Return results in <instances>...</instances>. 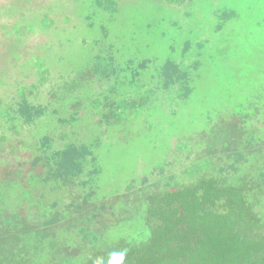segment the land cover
Here are the masks:
<instances>
[{
    "label": "rangeland",
    "instance_id": "374dc122",
    "mask_svg": "<svg viewBox=\"0 0 264 264\" xmlns=\"http://www.w3.org/2000/svg\"><path fill=\"white\" fill-rule=\"evenodd\" d=\"M112 1L113 5L111 0H0V108L18 102L20 85L26 88L34 85L26 94L29 103L45 105L55 98L59 100L49 106L58 110L59 115L39 117V130L34 126L33 131L24 129L16 135L0 120L3 124L0 131L7 130L9 141L15 135L20 139L11 149L18 152L16 146L23 145L28 153L44 132H50L54 148L70 140L91 144L80 159L87 162L86 169L76 175L87 183L75 186L69 181L59 193L46 188L47 199L62 193L63 197L56 199L57 207L66 215L69 211L63 209L65 203H81L83 196H88L86 206L90 208L115 201L121 194L126 195L131 186L150 183L147 189L154 192L167 182L195 183L205 176L219 179L232 174L230 165L237 167L241 176L254 177L264 166V0H182L169 5L166 0ZM107 3L109 8H114L113 18L109 17ZM224 5L235 14L228 23H223L221 16ZM104 27L109 29L108 38L113 47H118L115 41L120 46L127 45L132 54L156 55L145 68H139V76L133 83L129 78L121 82L130 87L124 89L128 91L125 97L129 105L123 106L120 117L124 122L114 125V130L101 119V113L107 110L109 82L103 77L97 82L95 75L90 74L92 65L97 67L98 53L105 52ZM121 54L116 53V65H124L130 56L124 50ZM16 55L17 60L13 59ZM30 59L37 61L36 65ZM103 59V65L107 66V58ZM168 60L183 64L178 70L180 80L169 87L164 84L163 88L161 77L166 76L160 67ZM44 67H48L47 75L41 76L39 69ZM66 74L68 82L63 80ZM81 76H85L84 85ZM73 77L80 78L79 85L69 91L66 86ZM88 77L94 83L86 88ZM186 81L191 88L187 93L185 89L189 87H182ZM146 89L152 92L146 93ZM132 90L139 93L132 95ZM242 91L250 93L251 103L246 110L242 107L233 113L234 105L228 102L229 97L234 94L238 98L237 93L244 95ZM144 96L147 102L139 103ZM74 97L82 104L71 108L70 104L76 103ZM99 102L102 106L92 109ZM75 108L79 117L75 135L69 140L59 138L61 132L68 133L73 128L56 118L67 117ZM213 116L217 118L213 122L225 117L228 124L224 122L225 127L219 128L214 137H208L202 129ZM123 126L129 129L124 130ZM195 129L202 131L191 134ZM226 136L231 143L223 146L221 142ZM247 139H252L249 145ZM207 140L214 143L211 152L207 151ZM179 143L184 148H177ZM260 147L262 150L258 152ZM235 148L241 153L236 161L235 156L229 155ZM170 176L172 180H168ZM151 183L157 185L151 187ZM143 197L137 195L139 199ZM251 201L256 205L255 211L260 212L259 200ZM119 207V203L106 207L95 223H77L68 229L71 230L68 234L61 227L54 241L62 247L69 244L77 261H82L86 254L81 253L82 248L74 247L75 238L87 240L83 248L119 243L124 231L144 226L140 204H131V208L138 209L134 218L132 214L124 216ZM96 238L99 241L92 247L91 242Z\"/></svg>",
    "mask_w": 264,
    "mask_h": 264
},
{
    "label": "trees",
    "instance_id": "16d2710c",
    "mask_svg": "<svg viewBox=\"0 0 264 264\" xmlns=\"http://www.w3.org/2000/svg\"><path fill=\"white\" fill-rule=\"evenodd\" d=\"M180 1L182 0H166V3L169 5ZM111 3L113 5L114 1L111 0ZM108 4L109 17L112 16L113 18L115 17L112 15L114 8H109ZM223 7H225L221 15L223 23H228L235 14L227 5ZM104 31L106 37L102 36V40L107 39L103 46L105 52L104 54L98 53L99 58L95 62L97 67L95 68V64L92 65L90 74L95 75L97 82L102 81L101 77L109 82L107 85V110L104 106L106 111L101 113V119L102 121L106 120L109 129L114 130V125L124 122V119L120 117L123 106L129 105L125 97L128 91H126L127 93L124 92L128 85L122 83L127 78L130 81L132 79L133 83L134 79L139 76V68L142 66L145 68L147 63H150L156 55L132 54L131 51L128 52L127 45L120 46L115 41L113 42L118 47H113L108 38L109 29L104 27ZM17 40L20 38L17 37ZM114 49L117 54L123 53L124 50L130 55L126 57L124 65H116L114 62L116 56V53L113 52ZM17 56H14L13 59L17 60ZM103 58H107V66L103 65ZM29 61L36 65L35 62L37 61L33 59ZM181 64L183 63L179 64L168 60L162 68L160 67L166 76L165 79L161 77L163 88L164 84L169 87L180 80L178 70L180 71ZM47 68L39 69L41 76L44 73L47 75ZM84 77L81 76L82 85H84ZM79 79L73 77L69 81L71 84H65L69 91L76 89L79 85ZM63 80L68 82L69 76L66 74ZM92 83H94L93 80L91 81L88 77L86 88ZM18 84L20 85V82ZM187 84L186 81L182 87H189ZM155 85L158 84L155 83ZM128 88L130 87H126V89ZM32 89H34L33 84L27 88L20 85L17 88L20 97L18 102L15 104L6 103L0 108V120L3 119L15 134L29 128L30 131H33L34 126H37V130H39L41 124L39 117L45 114L59 115L58 110L49 107L52 102L59 101L58 98L50 102L47 101L45 105L27 102L26 94ZM147 89L146 93L152 92ZM188 89L191 90L190 87L186 88L185 93L188 92ZM170 90L173 91V89ZM132 92V95L139 93L136 90H132ZM242 92L245 95L242 99H239L244 96L241 93H237L238 98L234 94L229 97L228 102L234 105L231 107L233 113L242 107L246 110L251 103L250 93ZM61 93L60 97H62ZM66 93V91L63 92L64 95ZM145 96L141 98L142 101L136 103L145 104L147 102ZM74 100L76 103L70 104L71 108L78 103L79 105L82 104L75 97ZM130 103L135 104L131 101ZM236 104L238 106H235ZM100 105L102 106L101 102L97 105L94 104L92 109H96ZM244 108L241 112L244 111ZM77 110L75 108L67 117L58 116L56 118L61 124H67L73 128L68 133L61 132L58 135L59 138L69 140L71 136L75 135L74 129L79 122ZM215 119L217 118L214 116L207 119L206 127L211 126V128L202 129L204 135L214 137L216 131L224 126V122L228 124L225 117L213 122ZM0 127H3L2 123H0ZM122 128L124 130L129 129L125 126ZM166 129L168 130L167 120ZM197 131V129L192 130L191 134L201 132ZM0 132V264H93L96 257L103 256L107 259L110 252L125 247L129 249L126 264H264V166H261L255 172V176L250 179L241 176L239 169L230 165L232 174L222 176L219 179L205 176L195 183L167 182L154 192L147 189L150 183L136 188L131 186L126 190V195L121 194L115 201H107V204L101 202L100 205H93L90 208L86 206L88 196H83L81 203L71 201L65 203V207H63L69 213L74 211L77 214L63 215V212L57 207L58 201L56 200L57 197L62 196V193L51 196V200H48V194L45 190L49 188L59 193L69 184V181L71 185L75 186L83 182L84 184L87 183L86 179H78L76 175L86 169L87 162L80 161V159L86 154L84 149H87L91 144H76L70 140L66 141L60 148H54L53 137H51L50 132H44L38 141L29 147L31 149L28 153H26L28 148L25 149L23 145L21 147L17 145L16 148L18 147L19 151L16 152L11 148L16 145L15 142L20 140L16 137L17 134L13 133L15 137L9 141L6 134L7 130L2 128ZM178 132L185 133V131H177L176 133ZM10 138L12 137L10 136ZM251 140H246L248 145ZM207 141L208 150H206L211 152L214 143L210 140ZM96 142L94 144L97 150ZM221 143L226 146L231 142L226 136ZM183 146L179 143L176 147L184 148ZM261 150V147L258 148V152ZM232 152L229 155L235 156L234 161L238 160L241 153L236 151V148ZM13 156L15 157L14 161L11 160ZM208 156L211 157V154ZM89 162L91 163L92 160ZM161 170L163 169L161 168ZM70 174L73 175L70 176ZM172 178L170 176L168 180H172ZM153 185L156 186L157 184L151 183L150 186ZM134 191L135 194H133ZM138 194L144 196L143 200L137 198ZM52 197L56 198L53 199ZM253 198L259 200L260 212L255 211L256 205L252 204L251 201ZM134 202L140 204L144 210L142 217L144 226L131 232L129 230L124 231L125 235L123 234L117 244L104 248L92 249L86 248L87 246L83 248L82 246L87 240L81 238L78 241L75 238L74 247L82 248L81 253L86 254L82 261H77L70 252L71 246L69 244L62 247L54 241V237L59 235L58 231L61 227L66 228L68 234L71 231L68 229L71 226H77V223L93 224L98 217H102V212L106 207L107 209L111 208L115 203L120 204L119 208L124 216L132 214L134 218L138 211L137 207L131 208V204L134 205ZM132 209L134 210L132 211ZM133 218H128V220ZM97 241L99 238L94 239L91 246H95ZM87 249H91L90 253H87Z\"/></svg>",
    "mask_w": 264,
    "mask_h": 264
},
{
    "label": "clouds",
    "instance_id": "9594fccd",
    "mask_svg": "<svg viewBox=\"0 0 264 264\" xmlns=\"http://www.w3.org/2000/svg\"><path fill=\"white\" fill-rule=\"evenodd\" d=\"M128 254V248H121L119 250L110 252L107 259H105L103 256L96 257L93 260V264H126Z\"/></svg>",
    "mask_w": 264,
    "mask_h": 264
}]
</instances>
